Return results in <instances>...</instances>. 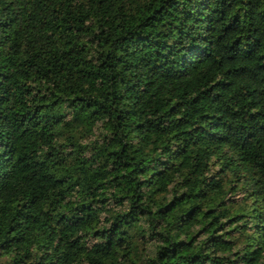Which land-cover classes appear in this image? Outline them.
Segmentation results:
<instances>
[{
	"label": "trees",
	"instance_id": "1",
	"mask_svg": "<svg viewBox=\"0 0 264 264\" xmlns=\"http://www.w3.org/2000/svg\"><path fill=\"white\" fill-rule=\"evenodd\" d=\"M0 264H264V0H0Z\"/></svg>",
	"mask_w": 264,
	"mask_h": 264
}]
</instances>
